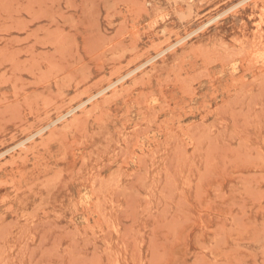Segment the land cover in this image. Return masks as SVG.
Listing matches in <instances>:
<instances>
[{
  "label": "rangeland",
  "instance_id": "374dc122",
  "mask_svg": "<svg viewBox=\"0 0 264 264\" xmlns=\"http://www.w3.org/2000/svg\"><path fill=\"white\" fill-rule=\"evenodd\" d=\"M241 1L0 0V264H264Z\"/></svg>",
  "mask_w": 264,
  "mask_h": 264
},
{
  "label": "bare ground",
  "instance_id": "6f19581e",
  "mask_svg": "<svg viewBox=\"0 0 264 264\" xmlns=\"http://www.w3.org/2000/svg\"><path fill=\"white\" fill-rule=\"evenodd\" d=\"M246 0H243V1H241L239 4H241V3H243V2H245ZM234 12V11H233ZM193 14V13H192ZM218 16V15H217ZM191 17V16H190ZM217 19V17L216 18H214V19H212L211 21H214V20H216ZM219 19V18H218ZM211 21H209V22H211ZM214 23V22H213ZM258 24V23H257ZM204 27V26H203ZM201 31V30H200ZM186 35V34H185ZM188 40V39H187ZM181 41V40H180ZM178 43V42H177ZM176 48V47H175ZM167 49V48H166ZM168 50V49H167ZM226 50V49H225ZM224 50V51H225ZM165 51V50H164ZM217 52V51H216ZM259 52V51H258ZM165 54V53H164ZM212 54V53H211ZM216 54V53H215ZM164 56V55H163ZM212 56V55H211ZM214 56V55H213ZM212 56V57H213ZM217 56V55H216ZM159 58V57H158ZM264 58V57H263ZM256 59V58H255ZM210 60V59H209ZM213 60V59H212ZM261 61H263V60H261ZM150 62V61H149ZM236 63V62H235ZM257 63V62H256ZM149 64V63H148ZM147 64V65H148ZM146 65V66H147ZM232 65V64H231ZM209 66V65H208ZM236 70V69H235ZM206 72V71H205ZM236 72V71H235ZM207 73V72H206ZM237 73V72H236ZM111 74V73H110ZM264 74V73H263ZM51 75H52V73H51ZM125 78V77H124ZM166 78V77H165ZM182 78V77H181ZM145 79V78H144ZM161 81V80H160ZM167 81V80H166ZM111 85V84H110ZM13 87V86H12ZM162 89V88H161ZM243 90V89H242ZM160 93H161V91H160ZM57 96V95H56ZM55 96V97H56ZM157 97V96H156ZM90 99H92V97L90 98ZM156 101V100H155ZM48 102H50V101H48ZM147 104V103H146ZM150 105V104H149ZM84 106V105H83ZM83 108V107H82ZM46 110V109H45ZM102 112V111H101ZM51 114V113H50ZM102 114V113H101ZM71 115V114H70ZM89 122V121H88ZM53 124H54V122H53ZM54 125H56V124H54ZM67 126V125H66ZM67 129V128H66ZM43 130V129H42ZM36 137V136H35ZM32 142V141H31ZM74 142V141H73ZM26 143V142H25ZM75 144V143H74ZM3 146V145H2ZM22 147V146H21ZM43 147V146H42ZM80 149H82V148H80ZM78 152V151H77ZM43 167V166H42ZM16 171V170H15Z\"/></svg>",
  "mask_w": 264,
  "mask_h": 264
}]
</instances>
